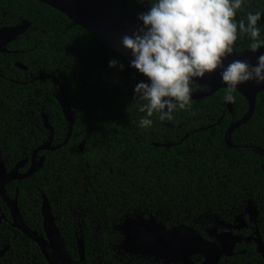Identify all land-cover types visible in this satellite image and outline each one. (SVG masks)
I'll list each match as a JSON object with an SVG mask.
<instances>
[{
    "label": "trees",
    "instance_id": "1",
    "mask_svg": "<svg viewBox=\"0 0 264 264\" xmlns=\"http://www.w3.org/2000/svg\"><path fill=\"white\" fill-rule=\"evenodd\" d=\"M104 1L136 19L151 7V0ZM257 10L264 12V0H246L235 19L246 21ZM23 22L29 28L0 54V157L8 171L49 141L43 115L54 130L52 146L65 142L69 124L59 103L61 88L75 122L69 142L38 153L37 160L45 157L43 167L8 184L6 191L18 198L26 224L43 237L46 196L73 264L80 262L79 238L85 242L86 264H95V256L102 264H158L150 257L126 256L124 262L118 255V260L113 258L122 238L116 225L135 214L153 216L168 228L199 230V222L237 214L252 200L264 218V157L232 151L225 142L228 128L249 110L240 93H233L234 102H225L226 89H221L191 100L171 121L154 114L153 125L141 128L145 102L136 98L134 89L149 81L126 58L44 3L0 0V28ZM258 26L264 39V16ZM252 43L238 36L233 52L249 50ZM110 61L117 67L110 68ZM41 75L52 78L37 79ZM190 87L196 95L211 91L198 83ZM231 142L264 150V92L257 97L254 115L233 132ZM15 232L19 240L33 244L39 257L34 242ZM225 262L221 264H240Z\"/></svg>",
    "mask_w": 264,
    "mask_h": 264
},
{
    "label": "water",
    "instance_id": "2",
    "mask_svg": "<svg viewBox=\"0 0 264 264\" xmlns=\"http://www.w3.org/2000/svg\"><path fill=\"white\" fill-rule=\"evenodd\" d=\"M60 11L69 17L74 23L86 29L95 35L106 45L121 54L129 62L132 56L129 51L121 45V39L124 35H131L143 27L142 22L138 19L122 14L110 6L104 0H35ZM29 22L0 28V54L7 52V46L15 41L19 36L25 33L29 28ZM264 53V47L253 52L251 49L232 52L224 59V66L233 60H246L250 64L256 63L259 54ZM20 69H26L21 64L17 65ZM220 71L217 69L214 73L205 74L204 77L194 78L192 83H198L208 86L211 91L204 95L191 94V100H199L208 97L221 89H226V85L220 79ZM51 76L41 75L37 79H50ZM57 84L59 81L53 78ZM59 99L65 120L69 124V132L65 142L58 146L52 147L54 130L47 118L45 126L51 131V136L47 143L41 145L34 153L32 165L26 173L20 170L26 166L27 159L19 162L10 172L7 171L6 165L0 161V195L8 205L15 228L22 231L31 240L36 242L49 264H72L73 260L68 253L66 243L62 237L60 229L56 225V219L52 213L51 205L46 196L43 197L42 215L45 237L40 236L38 232L30 229L23 220L19 207L18 199L9 200L6 195V185L15 180H25L42 168L45 158L35 161V155L40 151H55L65 146L72 136L74 129L75 116L72 106L68 103L63 88ZM237 92L240 93L249 103L247 114L238 122L232 124L225 135L227 147L235 152L251 151L264 157V150L253 146H235L231 142L233 132L239 127L246 124L254 115L257 97L264 92V84L255 82H246L239 85ZM230 108L231 105H230ZM84 143L81 145L83 149ZM246 212L251 221H255L258 216V207L254 201H249ZM240 219V218H239ZM121 231L125 235V241L121 244L120 249L132 256H144L153 258L155 261H163L165 264H191V258L201 255L205 258L203 264H218L221 256H230L231 248L226 245L225 239L217 242L206 241L194 228L184 225L167 228V226L158 221L155 217L149 218H132L124 222ZM224 251V253L222 252ZM78 253L80 261H85V244L82 238L78 239Z\"/></svg>",
    "mask_w": 264,
    "mask_h": 264
},
{
    "label": "clouds",
    "instance_id": "3",
    "mask_svg": "<svg viewBox=\"0 0 264 264\" xmlns=\"http://www.w3.org/2000/svg\"><path fill=\"white\" fill-rule=\"evenodd\" d=\"M246 0H151V7L138 16L143 27L121 39L129 51L130 67L147 78L134 93L145 103L140 108L145 116L139 120L141 128H150L154 114L161 121H171L177 110H184L191 102L194 78L220 71V79L227 86L223 99L234 102L233 93L246 82L264 84V53L255 64L236 59L224 66V59L233 52L238 36H247L253 43L251 50L264 47L258 22L264 12L247 14L246 21L236 20ZM110 68L117 62L110 61ZM123 71V65H119Z\"/></svg>",
    "mask_w": 264,
    "mask_h": 264
},
{
    "label": "flooded vegetation",
    "instance_id": "4",
    "mask_svg": "<svg viewBox=\"0 0 264 264\" xmlns=\"http://www.w3.org/2000/svg\"><path fill=\"white\" fill-rule=\"evenodd\" d=\"M23 70L27 71V68ZM230 109L232 110V108ZM43 118H44V123H45V118L48 119V117L46 115H43ZM53 136H54V133H53ZM52 145H53V140H52ZM81 145L79 146V148L81 151H83L84 146H83V149H81ZM58 146H52V147H58ZM38 153L35 155V158H34L35 161H39L42 157H44V156L42 157L39 156L40 158L38 157L39 160H37ZM27 160L28 162L26 163V166L20 170L21 173H26L28 171L29 167L32 165L33 157L32 158L27 157ZM0 161H3L6 165V161L2 157H0ZM6 169L8 171L7 165H6ZM12 182H9L8 184ZM6 195L9 200H14L17 198L15 197L14 199H12L7 194V191H6ZM248 204L244 207V209H242L241 211H238L237 214H234L232 211L228 215H226L225 218L215 217L207 223L199 222L198 224L202 226V228L199 230L195 229L194 227H191V228H194L208 242H217V240L222 241V238L225 239L226 245H228V247H230L232 251H231L230 256L223 254L218 264H221V262L225 261V259H226V262H228V259H231V260L238 261L240 264H252V263L254 264L255 262L249 261L251 259H254L256 260V264H264V218L261 216L259 204L256 203L258 207V216L255 221H251L249 214L246 212L248 208ZM137 217L144 218V214L132 215L131 217H127L126 219H124L119 225H116V231H118L119 235L122 238L118 240L119 242V244H117L118 248L114 249L115 254L113 255V258L117 259V255L120 256L121 257L120 262H124V259L126 258V256H129L131 258H134V257L144 258V256H132L126 253L124 250L120 249L121 244L125 241V235L121 231V227L124 225L125 221L132 219V218H137ZM187 227H190V226H187ZM15 230L20 231L19 229L14 227L10 209L8 205L6 204V202L3 200V198L1 197V202H0V264H49L44 254L42 253L39 245L33 240H31L26 235L28 239L31 240V242H34V245H36L37 249L40 251V256L36 257V254H35L36 249L33 246V244L28 245L27 240L23 238L19 240L17 238V233L15 232ZM20 232L23 233L22 231ZM222 252L224 253V251ZM191 260H192L191 264H203L205 261V258L201 255H196V256H193ZM157 263L165 264L163 261H158ZM79 264H86V249H85V261L83 262L80 261ZM95 264H102V262L99 261V258L96 256H95ZM177 264H184V262L177 263Z\"/></svg>",
    "mask_w": 264,
    "mask_h": 264
},
{
    "label": "rangeland",
    "instance_id": "5",
    "mask_svg": "<svg viewBox=\"0 0 264 264\" xmlns=\"http://www.w3.org/2000/svg\"><path fill=\"white\" fill-rule=\"evenodd\" d=\"M249 203V202H248Z\"/></svg>",
    "mask_w": 264,
    "mask_h": 264
}]
</instances>
